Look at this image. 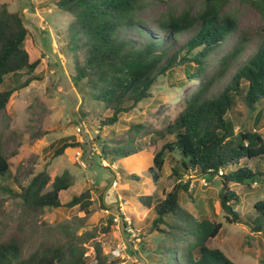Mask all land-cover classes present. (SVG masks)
I'll list each match as a JSON object with an SVG mask.
<instances>
[{"label":"trees","instance_id":"obj_1","mask_svg":"<svg viewBox=\"0 0 264 264\" xmlns=\"http://www.w3.org/2000/svg\"><path fill=\"white\" fill-rule=\"evenodd\" d=\"M158 1V0H156ZM255 9L264 21V0H244ZM146 0H54L53 5L70 15L67 49L74 66V80L83 82L90 98L102 104L109 116L100 121L103 127L120 122L121 116L131 112L140 102L151 97L150 89L159 76L171 75L182 68L184 81H200L208 57L237 29V22L222 16L226 0H203L195 14L192 8L175 14L163 13L156 30L135 19ZM18 12L0 10V110L9 104L11 96L36 80L25 79L19 85L3 89L5 78L22 71L32 74L39 60L30 61L23 44L28 36ZM188 35L183 43L180 37ZM240 52L230 56L234 59ZM212 84L206 83L188 99L171 123L149 139L146 153L154 168H150L153 183L168 160L173 164V187L163 191L161 199L139 196V205L152 211L151 231L163 235L157 247L165 264H236L219 249H211L208 242L222 228L221 223L207 218H197L180 203L186 194L191 202L195 186L182 183L184 175H194L208 180L220 179L219 210L228 224L248 226L255 233L264 230V197L254 206V216L243 218L236 210L240 196L232 185H251L261 180L258 167L264 162V138L255 129L235 132L233 122L227 117L241 102L248 112H254L264 102V41L258 49L234 72L223 90L207 97ZM255 117V123L259 122ZM140 134V137H139ZM132 146L112 147L106 141L99 143L102 158L113 163L116 158H127L137 152L134 141L147 136L142 126L129 127ZM160 143V145L158 144ZM21 143L15 140L13 155ZM82 145L71 139H61L52 147L51 158L61 156L65 150ZM257 161V162H255ZM254 169L252 168V163ZM156 170V171H155ZM219 172H222L219 175ZM13 180L18 191L8 188L5 181ZM131 178L137 179L135 175ZM50 184V190L46 187ZM72 186V176L64 170L51 181L48 171L33 175L25 186L13 176L8 159L0 153V193L21 202L24 212L38 214L45 208H75L88 213L91 193L85 190L72 195L65 204L60 194ZM162 226V227H161ZM112 219H108L104 233L114 232ZM180 234L191 241L179 253L173 249ZM83 243L70 240L62 246L42 245L27 258H22L18 242L0 243V264H87ZM95 264H107L102 250L95 247Z\"/></svg>","mask_w":264,"mask_h":264},{"label":"rangeland","instance_id":"obj_2","mask_svg":"<svg viewBox=\"0 0 264 264\" xmlns=\"http://www.w3.org/2000/svg\"><path fill=\"white\" fill-rule=\"evenodd\" d=\"M53 1L0 0V10L21 11L29 31L23 48L30 61L39 60L32 74L22 71L5 78L3 89L19 85L29 77L36 80L15 92L7 107L0 110V153L8 159L11 172L21 186L44 168L51 181L67 170L72 176V186L60 194L61 203L89 190L91 206L87 214L77 207L45 208L41 213L29 214L22 209L20 200L0 193V243L18 242L22 258H27L42 245L62 246L70 240H78L83 243L87 264H95L96 246L102 250L107 264H165L162 254L157 252L163 235L150 230L154 215L139 205L137 198L161 199L163 191H170L174 184L170 176L173 164L166 160L153 183L149 169L154 166L146 153L149 139H155V133L173 121L183 101L201 85L212 84L207 97L216 96L223 90L234 72L264 41V21L246 1L226 0L220 14L234 18L237 29L205 58L207 67L200 81H186L180 86L178 83L184 81L181 67L171 75L159 76L150 89V98L121 116L119 123L103 127L100 121L109 116V112L90 98L83 82L74 80L73 61L67 49L68 25L72 19L57 9ZM202 1L146 0L135 19L156 30L163 13L178 14L192 8L195 14L202 7ZM187 37L181 36L180 42ZM235 51L240 53L230 59ZM257 116L259 122L255 123ZM227 117L233 122L235 132L253 128L264 138V102L258 104L254 112H248L238 101ZM133 124L141 125L142 133H147L134 141L140 150L136 148L135 154L116 158L113 163L102 158L98 147L101 141L117 148L132 146L129 127ZM64 138L82 146L65 150L61 156L52 159V147ZM15 140L21 145L13 155ZM258 167L263 174V178L257 180L258 185L252 187L247 182L231 186L240 196L236 210L243 218L254 216V204L264 197V162ZM132 175L137 179L131 178ZM203 179L208 185L195 186L193 202L182 193L180 203L195 217L222 224L218 235L207 246L219 249L236 264H264V230L255 233L248 226L228 224L219 210L220 179ZM4 184L18 191L12 178ZM50 184L46 191L50 190ZM108 219H112L115 230L104 233ZM122 221L130 224L133 237L125 227H120ZM190 241V237L180 234L173 249L179 253Z\"/></svg>","mask_w":264,"mask_h":264},{"label":"built area","instance_id":"obj_3","mask_svg":"<svg viewBox=\"0 0 264 264\" xmlns=\"http://www.w3.org/2000/svg\"><path fill=\"white\" fill-rule=\"evenodd\" d=\"M222 172H219V175H221ZM181 182L182 183H185V182H189L188 184V188L189 190H191L195 185H200L202 187H205L208 185V182L206 180H204L203 178H199V177H196L194 175H184L181 179ZM256 185H258V182L257 181H254L251 186L252 187H255ZM115 222L118 221V219H114ZM124 227H125V230L131 235V237L134 236V232H133V229L130 227V224L129 223H124Z\"/></svg>","mask_w":264,"mask_h":264},{"label":"water","instance_id":"obj_4","mask_svg":"<svg viewBox=\"0 0 264 264\" xmlns=\"http://www.w3.org/2000/svg\"><path fill=\"white\" fill-rule=\"evenodd\" d=\"M18 16L20 17V19H21L23 25H27V24H28V23L26 22V20L24 19V17H23V15H22L21 11L18 12ZM120 227H121L122 229L124 228V222H123V221L121 222ZM121 232H122V234H123V230H122Z\"/></svg>","mask_w":264,"mask_h":264}]
</instances>
